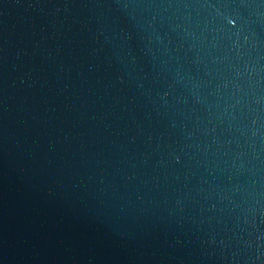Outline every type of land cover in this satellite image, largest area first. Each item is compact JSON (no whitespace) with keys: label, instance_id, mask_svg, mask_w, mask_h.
I'll list each match as a JSON object with an SVG mask.
<instances>
[{"label":"water","instance_id":"water-1","mask_svg":"<svg viewBox=\"0 0 264 264\" xmlns=\"http://www.w3.org/2000/svg\"><path fill=\"white\" fill-rule=\"evenodd\" d=\"M0 264H264V0H0Z\"/></svg>","mask_w":264,"mask_h":264}]
</instances>
